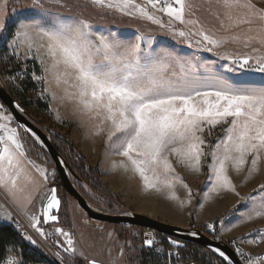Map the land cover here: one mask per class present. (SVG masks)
I'll use <instances>...</instances> for the list:
<instances>
[{
  "label": "snow or ice",
  "instance_id": "6c2138e0",
  "mask_svg": "<svg viewBox=\"0 0 264 264\" xmlns=\"http://www.w3.org/2000/svg\"><path fill=\"white\" fill-rule=\"evenodd\" d=\"M53 2L67 6L65 0ZM90 4L150 21L194 49L189 55L160 44L153 47L152 40L146 41L139 30L125 37L94 28L82 16L53 14L41 0H35L31 15L13 31L9 46L23 49L26 56L33 53V59L47 57L50 64L42 71H51L57 85L73 88L82 110L99 118L94 135L109 126V151L125 158L121 166H130L147 188L172 187L181 178L171 157L198 172L208 147L205 133L211 136L212 129L227 125L207 153L210 191L225 187L235 191L229 166L237 173L245 166L250 175L260 171L264 160V7L252 0H90ZM201 10L210 21L200 18ZM5 27L0 19V33ZM236 45L239 49H229ZM200 52L212 53L224 63L201 59ZM0 121V189L18 207L30 204L34 194L40 193L46 220L57 221L53 211L59 210L61 199L55 187L43 190V182L49 180L47 169L36 167L40 181L32 189L21 186L25 162L31 165L33 161L26 159L17 128L9 126L11 118L0 111ZM25 179L33 183L31 177ZM244 199L245 210L229 230L264 217V183L255 195ZM6 218L12 219L11 215ZM32 219L33 227L40 224L39 217ZM37 231L44 235L41 228ZM56 231L66 238L63 251L75 253L72 234L62 228ZM261 240L264 228L242 238L252 244ZM145 243L151 245L152 240ZM170 243L179 246L178 241ZM216 251L229 259L224 251ZM236 252L244 255L239 248ZM248 264H254L251 258Z\"/></svg>",
  "mask_w": 264,
  "mask_h": 264
},
{
  "label": "rangeland",
  "instance_id": "374dc122",
  "mask_svg": "<svg viewBox=\"0 0 264 264\" xmlns=\"http://www.w3.org/2000/svg\"><path fill=\"white\" fill-rule=\"evenodd\" d=\"M41 2L45 4V7L50 8L53 14L78 15L87 18L94 28L112 30L125 37H130L139 30L146 41L152 40L153 47L160 44L176 48L189 55L194 52V49L188 48L182 41L174 40L166 29H161L158 25L139 17H128L118 11L92 5L90 0H65L67 6L63 8L56 5L53 0H41ZM252 2L257 7H264V0H252ZM34 4L35 0H0V19H3L6 25L4 32L0 33V83L15 98L18 105L26 107L34 122L39 124L41 129L47 134L53 131L66 137L86 159L98 180L107 188L103 186L100 191L87 181L78 182L70 174L74 186L87 202L95 210L106 214L128 216L141 214L178 227L187 228L189 226L190 229L198 224L193 215L202 220L211 218L220 211H226V218L235 217L238 220L241 212L245 210L244 198L255 195L260 184L264 183V160L261 161L260 171L251 175L248 166H245L239 173L229 166L228 174L232 184L235 185V191L229 187L217 189L215 192L210 191V171L207 165L211 163V159L207 153L211 150V145L215 140L223 135V129L227 127V125H220L212 129L211 136L205 133L208 147L205 149V156L202 158L198 172L190 167L177 164L175 158L171 157L181 180L174 181L172 187L157 185L160 190L145 187L141 177L132 171L130 166L120 165L119 162L125 158L113 155L109 151V126L104 125V131L99 135H94L99 118H91L82 110L75 96L72 95L75 91L73 88L64 83L57 85L51 71L47 73L42 71V68L50 64V60L47 57L33 59V53H28L26 56L23 49L15 50L9 46L13 31L20 21L31 15ZM155 15L162 16L159 12H155ZM198 15L201 19L210 21L207 12L201 10ZM163 19L165 23L168 22V17L164 16ZM232 47L239 49L240 46H229V49L231 50ZM240 50L248 51L247 49ZM198 55L201 59L215 60L217 64L224 63L212 53L200 52ZM34 76H45L46 79L37 80ZM0 111L11 118L9 126L17 128L22 142L26 144L11 113L4 106ZM31 138L35 140L32 136ZM33 150L45 161L44 164L34 162L36 164L33 166L34 170L36 171L37 166L47 169L49 180L44 184L46 187H51V185L53 187L57 183V172L55 166L48 164L51 160L50 156L44 149L43 151L36 148ZM189 189H191V194H189ZM60 198L63 202L59 215L60 222L49 226L46 230L51 255L41 248L30 247L28 254L33 256V259H37L31 262L20 246H13L7 249L4 260H15L16 264H89L91 260L99 264L141 263L143 244L139 241L140 233L135 226L110 225L93 221L65 191H60ZM36 211L39 212V210ZM67 215H70L71 229L63 226L65 224L68 226ZM223 220H215L221 223L220 231L224 228ZM225 226L228 227L229 224ZM226 227L223 230L225 235L232 237L230 239H242L254 229L264 228V217H256L240 223V228L237 226L231 228L234 232ZM248 227L253 228L251 232L242 234L243 229ZM57 228H62L72 234L75 253L63 251L61 245L66 246V238L56 231ZM235 228L237 229L233 230ZM21 241L30 245L27 238ZM256 245L258 246L255 248L256 251L264 252V240Z\"/></svg>",
  "mask_w": 264,
  "mask_h": 264
},
{
  "label": "water",
  "instance_id": "95a60500",
  "mask_svg": "<svg viewBox=\"0 0 264 264\" xmlns=\"http://www.w3.org/2000/svg\"><path fill=\"white\" fill-rule=\"evenodd\" d=\"M0 103L8 110V112L11 113L15 123L22 132H26L30 134L35 140L40 142L41 145L39 144V146L47 152V154L50 156V159L52 160L55 166L56 172L58 173L63 189L71 198H73L77 202L78 206L87 214L89 219L104 224L128 225V226H135L150 231H154L158 234L166 236L169 244L177 250L183 248L185 246V243H193L203 248H207L216 255H218L216 249L219 248L221 251H224L225 254L228 256L229 259L224 260L228 264L229 261L231 262V264H242L236 253L225 242L213 240L208 236L204 235L198 229L178 227L175 225L163 223L159 220L141 214H133L129 216L110 215L95 210L74 186L70 178V173H72V169L66 163L62 155L59 153L57 148L52 143L50 134H47L34 122V120L30 116L25 114L20 107H17L18 103L16 102L15 98L1 85V83H0ZM61 208H62V201L59 210L53 211V214L58 217V220L47 221L46 217L44 216L43 224L45 226L59 224L60 222L59 215ZM193 233H195V235H193ZM173 240L178 241L179 246L172 245L170 241Z\"/></svg>",
  "mask_w": 264,
  "mask_h": 264
},
{
  "label": "trees",
  "instance_id": "16d2710c",
  "mask_svg": "<svg viewBox=\"0 0 264 264\" xmlns=\"http://www.w3.org/2000/svg\"><path fill=\"white\" fill-rule=\"evenodd\" d=\"M19 107L22 109V111L25 114H27L28 116H30L32 118V116L30 115V113L28 112L26 107H23L20 104H19ZM20 132L22 133V137L26 141L25 145H27V147L30 148L28 151L29 154H32L31 150H33L34 148L42 150V148L36 144V142L31 138V136H29L28 133L22 132L21 130H20ZM50 135H51V138H53L52 143L57 148L59 153L62 155V157L64 158L66 163L71 167V169H72V173H70L71 177H73L78 182L83 183L84 181H87V182L91 183L93 186L99 188V190L103 189L104 185L98 180V177L96 176L94 170H92L90 168L86 159L81 156V154L78 152V150L75 148V146L69 141V139H67L66 137L60 136L53 131H50ZM48 164L50 166L54 167V164H53V162H51V160ZM58 177L59 176L57 173V177H56L57 183L53 187L57 188L58 195L60 196V191L64 192L65 190L63 189L60 178H58ZM50 184H51V182H50ZM51 187H52V185H51ZM62 207H63V202H62ZM67 216H68V220H67L68 226H66V224L63 226L67 229H71L72 224H71V221L69 218L70 215H67ZM48 227L49 226L44 225V228L46 230ZM135 229L137 231H139L140 235L138 238H140V240L139 239L138 240L142 243V236L141 235L143 233L147 232L148 230L144 229V228H140V227H135ZM204 234L209 236L206 232H204ZM21 240H24V239H21L19 237L16 230H14L13 225L0 227V262L5 259L7 249H9L10 247H13V246H20L22 248L23 252L26 253L27 259H29L31 262H34L37 260V259H33V256H30L28 254L31 246L29 244H26L24 241H21ZM178 253H179L181 259L185 258L186 255L190 256V260H191L192 264H194V263L195 264H228L224 260H222L218 255L213 253L211 250H209L207 248H203V247L198 246V245L193 244V243H185V246L183 248L178 249ZM67 255L69 256V254H67Z\"/></svg>",
  "mask_w": 264,
  "mask_h": 264
},
{
  "label": "built area",
  "instance_id": "2783aa9c",
  "mask_svg": "<svg viewBox=\"0 0 264 264\" xmlns=\"http://www.w3.org/2000/svg\"><path fill=\"white\" fill-rule=\"evenodd\" d=\"M36 217L40 218V224L36 227H33V225H30L26 219L17 215L16 219L12 222V225L20 228L23 232H26L28 236L31 237V240L35 241L37 246L45 249L51 255L49 236L43 224L44 214L42 209L39 210ZM208 225H212L214 230L213 228H209ZM220 226V222L213 221L207 222L196 229L200 230L203 234L206 232L209 235L208 237L213 240L225 242L236 253L242 264H248L249 258L252 259L254 264H264V252L255 250V248H258L256 245L258 243L250 246L247 241H242V239H224L220 234ZM37 227L43 230L44 235H41V233L37 231ZM149 239L152 240L151 245L145 243V241ZM233 241H235V243H233ZM142 244L143 253L141 255L140 264H192L190 256L186 255L185 258L181 259L178 250L169 244L164 235L148 230L142 235ZM237 248L241 249V252L244 254L243 256L236 252ZM9 261L10 260H3L0 264H8ZM11 261H13L14 264L17 263L15 260Z\"/></svg>",
  "mask_w": 264,
  "mask_h": 264
},
{
  "label": "crops",
  "instance_id": "0c3cea01",
  "mask_svg": "<svg viewBox=\"0 0 264 264\" xmlns=\"http://www.w3.org/2000/svg\"><path fill=\"white\" fill-rule=\"evenodd\" d=\"M20 139L22 141L21 136H20ZM23 144H24V149L26 151V159L33 161V164L28 165L25 162V173L21 177L20 184H21V186L25 187L26 190H30V189H32L33 187L36 186V184H35L36 181H40V176H38V173L33 168V166L36 165L34 162L44 164L45 161L43 160V158L39 157L34 152V150H31L33 155L29 154L28 151H29L30 148L27 147V145H25V143H23ZM25 177H31L32 180H33V183H28L27 180L25 179ZM47 188H51V187L50 186L46 187L44 182H43V190H46ZM43 202L44 201L42 200L41 194L40 193H35L34 196H33L32 202L30 204H25L24 206L18 207L16 204H14L12 202V200L10 199V197L7 194L6 190L0 189V227L1 226H9V225H11L12 222L16 219V215L20 216V217H23L29 223H34V220L32 219V217H36V215H37L36 214L37 213L36 210H41L42 209ZM9 215H11V217H12L11 220L6 218ZM151 216L158 217V216H154V215H151ZM225 216L227 217V212L226 211L225 212L224 211H220V212L216 213V215H214L213 217L202 219V220L197 219L196 215H193L195 221L198 222V224H201L200 226L197 224L196 225L197 227L195 226V228L201 227L203 225L202 223L213 222V221L218 220V219H224L223 220V223H224L223 227L224 228L226 227L225 226L226 224H229V226H230L231 224H233L234 222L237 221L235 217L226 218ZM230 219H232V220H230ZM188 220H189L188 222L190 223V219H188ZM188 222L186 221V223H185L186 226L188 225ZM239 225H240V223L237 224V228H240ZM229 226L226 227V228L229 229ZM237 228H235L233 230H236ZM223 229H222V231H220L221 236L224 239L232 238L229 235H225L226 233H225V231ZM251 229H253V228L252 227H248L246 229H243V231L241 233L243 234V233L251 232ZM232 232H234V231H232ZM241 233H239V234H241Z\"/></svg>",
  "mask_w": 264,
  "mask_h": 264
},
{
  "label": "bare ground",
  "instance_id": "6f19581e",
  "mask_svg": "<svg viewBox=\"0 0 264 264\" xmlns=\"http://www.w3.org/2000/svg\"><path fill=\"white\" fill-rule=\"evenodd\" d=\"M17 125V124H16ZM19 128V127H18ZM20 129V128H19ZM35 141V140H34ZM36 142H37V144H40V142L39 141H37L36 140ZM41 145V144H40ZM40 147V146H39ZM43 149V148H42ZM13 228H14V230H16V232L18 233V235H19V237L21 238V239H24V238H27L28 239V237H30V236H28V234L26 233V232H23L20 228H18V227H14L13 226ZM206 235V234H205ZM30 241V245L32 246V247H36V248H41L40 246H37V244L35 243V244H33L31 241L32 240H29ZM41 249H43V248H41ZM43 250H45V249H43ZM46 251V250H45ZM217 252V251H216ZM217 254L219 255V253L217 252ZM220 256V255H219ZM220 258H222L223 260H225L223 257H221L220 256Z\"/></svg>",
  "mask_w": 264,
  "mask_h": 264
}]
</instances>
